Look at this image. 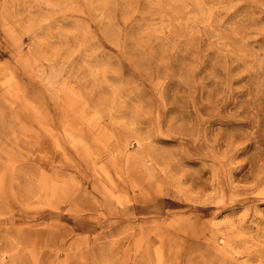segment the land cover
I'll return each instance as SVG.
<instances>
[{"label": "rangeland", "instance_id": "rangeland-1", "mask_svg": "<svg viewBox=\"0 0 264 264\" xmlns=\"http://www.w3.org/2000/svg\"><path fill=\"white\" fill-rule=\"evenodd\" d=\"M0 264H264V0H0Z\"/></svg>", "mask_w": 264, "mask_h": 264}]
</instances>
